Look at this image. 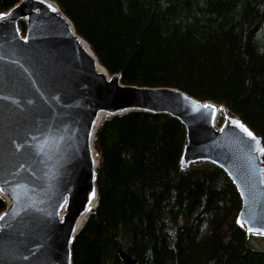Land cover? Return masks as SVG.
<instances>
[{
  "label": "trees",
  "instance_id": "obj_1",
  "mask_svg": "<svg viewBox=\"0 0 264 264\" xmlns=\"http://www.w3.org/2000/svg\"><path fill=\"white\" fill-rule=\"evenodd\" d=\"M18 1L0 0V13ZM51 1L109 74L221 104L264 145V0ZM185 135L168 114L102 120L98 200L72 264H124L120 250L137 264H264V245L253 243L264 238L236 222L241 200L227 174L208 162L180 169Z\"/></svg>",
  "mask_w": 264,
  "mask_h": 264
},
{
  "label": "water",
  "instance_id": "obj_2",
  "mask_svg": "<svg viewBox=\"0 0 264 264\" xmlns=\"http://www.w3.org/2000/svg\"><path fill=\"white\" fill-rule=\"evenodd\" d=\"M220 106L177 88L124 84L51 0L0 13V264H72L73 239L98 200L97 128L135 110L177 118L186 131L180 169L220 167L240 196L237 224L264 237L262 139L228 109L218 128Z\"/></svg>",
  "mask_w": 264,
  "mask_h": 264
},
{
  "label": "rangeland",
  "instance_id": "obj_3",
  "mask_svg": "<svg viewBox=\"0 0 264 264\" xmlns=\"http://www.w3.org/2000/svg\"><path fill=\"white\" fill-rule=\"evenodd\" d=\"M21 34L22 35H25V27L24 29H21ZM222 119H223V113L219 114L218 118H217V126H219L222 122ZM97 152V151H96ZM98 153V152H97ZM253 235H256V236H260L258 234H253ZM263 237V236H262ZM264 238V237H263ZM260 242V244H258ZM253 243L256 245V246H263L264 245V239L263 241H258V240H254Z\"/></svg>",
  "mask_w": 264,
  "mask_h": 264
},
{
  "label": "bare ground",
  "instance_id": "obj_4",
  "mask_svg": "<svg viewBox=\"0 0 264 264\" xmlns=\"http://www.w3.org/2000/svg\"><path fill=\"white\" fill-rule=\"evenodd\" d=\"M225 111H226L225 107L220 106L219 111H218V115L221 114L222 112H225ZM93 155H95V160H98V154L96 152L95 153L93 152Z\"/></svg>",
  "mask_w": 264,
  "mask_h": 264
},
{
  "label": "snow or ice",
  "instance_id": "obj_5",
  "mask_svg": "<svg viewBox=\"0 0 264 264\" xmlns=\"http://www.w3.org/2000/svg\"><path fill=\"white\" fill-rule=\"evenodd\" d=\"M205 107H208L207 105H205ZM241 127H243V125H241ZM246 132L248 131L246 128L244 129ZM249 136H252L253 134L251 132H248ZM95 195V193H93V196ZM7 215V213L5 214ZM0 219H2V217H0Z\"/></svg>",
  "mask_w": 264,
  "mask_h": 264
}]
</instances>
